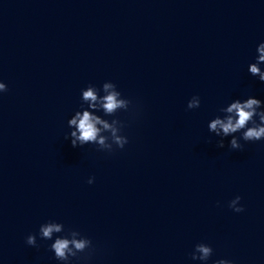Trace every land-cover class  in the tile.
<instances>
[{"label": "water", "instance_id": "95a60500", "mask_svg": "<svg viewBox=\"0 0 264 264\" xmlns=\"http://www.w3.org/2000/svg\"><path fill=\"white\" fill-rule=\"evenodd\" d=\"M262 41L264 0H0V264H62L68 230L92 242L70 264H202L198 243L207 264H264V139L219 148L207 128L234 99L264 107ZM104 82L131 104L93 114L128 143L73 148L81 90ZM48 221L65 231L42 240Z\"/></svg>", "mask_w": 264, "mask_h": 264}, {"label": "clouds", "instance_id": "9594fccd", "mask_svg": "<svg viewBox=\"0 0 264 264\" xmlns=\"http://www.w3.org/2000/svg\"><path fill=\"white\" fill-rule=\"evenodd\" d=\"M264 64V41L260 42L256 47L255 62L248 65L247 71L253 77H258L260 82H264V70L260 65ZM7 87L0 82V92H6ZM102 92L103 95L99 93ZM84 104L87 108H84ZM131 101L122 98L121 93L112 82H104L100 88L89 84L81 90V110L75 111L74 115L68 119L67 126L74 131H70L65 139H70L71 146L82 147L86 144H95L97 150L107 151L109 153L116 149H123L128 143L125 135H122L124 124L112 119L111 124L101 116L93 114V112H102L105 116H113L119 110L127 111ZM200 106L198 96H193L187 103V109H196ZM223 116H216L211 119L207 125L208 131L220 137L217 147H224V137H231L229 140V148L233 150L242 149L239 140L245 142H255L264 139V107L262 101L253 96L246 99H234L227 106L219 109ZM102 132H109L110 136L102 135ZM241 133L239 140L234 135ZM92 177H89L87 183H93ZM241 197L236 196L232 199L228 207L234 212H243V206H239ZM64 225L54 221L43 223L39 227L38 235L42 240H53V235L64 232ZM79 237V238H78ZM25 243L29 246L36 245V236L29 234ZM54 253V258L62 264H70L71 258H76L78 253H84L88 250V255L92 252V242L87 237L82 236L78 231L68 230L66 236H56L49 246ZM213 254L211 246L205 243H198L194 246L191 259L199 260L202 264L207 261ZM213 264H232L227 259H219L213 261Z\"/></svg>", "mask_w": 264, "mask_h": 264}]
</instances>
